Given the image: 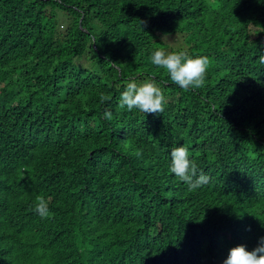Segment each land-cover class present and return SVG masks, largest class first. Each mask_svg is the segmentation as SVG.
<instances>
[{"label":"trees","instance_id":"trees-1","mask_svg":"<svg viewBox=\"0 0 264 264\" xmlns=\"http://www.w3.org/2000/svg\"><path fill=\"white\" fill-rule=\"evenodd\" d=\"M158 48L208 56L204 86L172 82ZM260 57L264 0H0V264H223L255 248ZM131 78L161 84L162 113L119 107ZM182 145L210 177L195 191L169 171Z\"/></svg>","mask_w":264,"mask_h":264},{"label":"clouds","instance_id":"clouds-1","mask_svg":"<svg viewBox=\"0 0 264 264\" xmlns=\"http://www.w3.org/2000/svg\"><path fill=\"white\" fill-rule=\"evenodd\" d=\"M151 62L158 68L165 69L171 81L185 91L204 86L210 65V59L206 55L192 57L186 51H166L164 48H158L152 53ZM260 62L264 63V57H260ZM110 99L106 94L100 96L102 102ZM166 103L161 84L154 78L143 82L131 78L119 97L120 108H126L128 111L136 109L144 114L162 113ZM103 117L105 120H111L113 114L111 111H105ZM170 155L169 171L185 183L189 191H195L209 183L210 177L207 174H197V166L189 158L188 147H175ZM35 210L41 218H47L50 214L49 201L44 197H37ZM223 264H264V237H261L257 246L250 251L243 244L231 248Z\"/></svg>","mask_w":264,"mask_h":264},{"label":"rangeland","instance_id":"rangeland-1","mask_svg":"<svg viewBox=\"0 0 264 264\" xmlns=\"http://www.w3.org/2000/svg\"><path fill=\"white\" fill-rule=\"evenodd\" d=\"M63 19L65 18L64 16L62 17ZM66 23H63L61 25L62 29L65 27ZM164 39L166 40L167 44L178 48L179 46H186L185 42L182 40V37L179 35H169L165 36Z\"/></svg>","mask_w":264,"mask_h":264}]
</instances>
